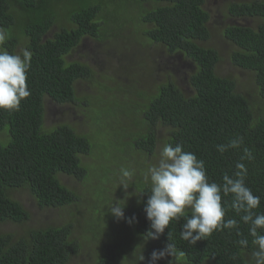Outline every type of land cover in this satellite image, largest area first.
Returning a JSON list of instances; mask_svg holds the SVG:
<instances>
[{"label":"trees","instance_id":"1","mask_svg":"<svg viewBox=\"0 0 264 264\" xmlns=\"http://www.w3.org/2000/svg\"><path fill=\"white\" fill-rule=\"evenodd\" d=\"M203 3L0 0V28L10 34L3 47L12 54H21L23 49L32 53L26 81L31 94L21 101L19 111L0 110V139H5L6 127L9 134L8 142L0 143V225L16 226L8 231L0 228V264H68L81 249L92 259L88 264H137L141 253L145 261L139 264H147L154 249H163L169 243L183 253L172 264H248L252 238L243 222L239 229L249 239L248 248L238 244L243 237L235 228L214 232L191 245L180 238L183 220L171 222L159 239H144L150 227L143 211L148 193L139 191L149 190L142 173L156 156L157 129L161 127L167 133L166 143H182L184 151L194 152L205 161L210 182L222 183L223 174L232 175L243 149H250L255 159L242 161L248 168L246 184L260 197L256 211L264 213V0L231 2L227 8L232 16L255 20L252 25L233 24L223 30V39L232 47L231 63L250 74L244 93L237 90L230 76L217 74L218 50L200 44L210 36L209 12ZM131 28L134 36H126L124 31ZM84 37L105 43L104 53L108 54L132 46L135 38L139 44L158 45L169 54L178 53L194 65L187 77L192 93L186 95L169 72L162 80L151 79L152 64L145 58L140 66L151 71L147 75L150 82L141 90L130 91L123 83L129 75L126 64L108 75L117 86L102 82L107 74L90 65L88 58L94 60L93 56H85V61L72 58ZM81 81L98 91H78L76 85ZM126 87L136 99L118 98L117 91ZM45 95L57 103L74 104L77 112L103 134L104 141L80 134L71 124L46 130ZM97 106L99 113L94 110ZM240 137V148L223 154L216 150V145ZM107 139L109 144L105 143ZM103 143L114 152L126 153L128 169L134 174L124 181L127 189L114 184L107 187L103 178L104 187L90 202V216L85 217L83 211L79 215L76 210V190L62 183L60 175L81 181L90 172L83 158L95 149L99 160L108 156L107 151H101ZM116 174L121 181L118 170ZM19 189L27 190L41 209H60L61 216L73 211L76 217L36 225L30 212L13 196ZM115 200L125 203L123 219L107 211ZM133 216L136 219L129 224L127 220ZM229 218L239 220L232 210L226 213L225 220ZM89 233L94 237H88ZM171 259L165 257L157 264H168Z\"/></svg>","mask_w":264,"mask_h":264},{"label":"clouds","instance_id":"2","mask_svg":"<svg viewBox=\"0 0 264 264\" xmlns=\"http://www.w3.org/2000/svg\"><path fill=\"white\" fill-rule=\"evenodd\" d=\"M10 38L7 30L0 28V110L19 111L21 101L31 93L27 85V74L31 68L32 53L23 49L21 54H12L3 45ZM243 138L231 139L226 144L216 145V150L223 154L228 149H238ZM248 148L243 149V155L235 165L232 175L223 174L222 183L209 181L205 161L198 159L191 151H184L182 143H166L158 152L155 163H150L142 173L143 181L148 185V197L143 206L149 230L144 239H159L169 228L171 222L179 223L183 220L180 238L191 245L207 239L214 232L225 229H236V234L243 237L239 229L240 222L248 226V235L251 239V256L248 264H264V213L257 212L260 207V197L255 195L246 184L248 168L242 161L254 160ZM121 184L125 189L128 184L125 180L133 177L134 170L122 168ZM224 198H230L224 199ZM120 200H115L108 207L117 219L124 218V206ZM232 210L239 220L229 218L225 220L226 213ZM135 216L127 222L132 224ZM170 239V233L168 232ZM242 248L249 247V239L243 237L238 240ZM183 255L178 252L173 243L167 244L163 249H154L147 264H157L165 257L173 259ZM145 261L141 253L137 264Z\"/></svg>","mask_w":264,"mask_h":264},{"label":"rangeland","instance_id":"3","mask_svg":"<svg viewBox=\"0 0 264 264\" xmlns=\"http://www.w3.org/2000/svg\"><path fill=\"white\" fill-rule=\"evenodd\" d=\"M251 0H204V9L209 12L208 28L210 30V36L207 40L200 41V44L213 47L218 50L220 59L216 64V72L221 76H230L236 82V88L238 91L244 93L245 88L248 86V80L250 77L249 72L244 71L236 66H234L230 61V47L229 42H226L223 38V30L228 25H252L255 24V20L248 17H236L232 16L228 12V5L231 2H244ZM126 36H134V29H126L124 31ZM137 37V36H135ZM103 44V43H102ZM106 44L101 43L97 40H91L90 38L84 37L81 43L78 44L77 48L72 54L73 59L82 60L85 59V56H93V59L88 58L90 65L94 67V70L99 72L102 70L101 74L107 76L102 80V82L107 83L108 85L115 86V82L109 81V74H113L114 71L119 69L121 64H126L128 66L127 73L128 77H124L123 83L129 85L130 91L141 90L142 87L149 85L150 78L147 75H150L151 71L144 66H140L142 60L145 58L149 64H152V76L151 79L157 81L162 80L163 74L169 72L174 77L175 82L181 87L182 91L186 95L192 93L190 89L187 77L189 73L193 70V64L187 58L180 56L178 53L175 55L167 53V51L161 46L154 45H142L136 41V38L132 44L126 49L115 50L114 54L104 53ZM108 50V49H107ZM143 54H147L145 57ZM149 59V60H148ZM111 64V65H110ZM140 66V67H139ZM119 71V70H118ZM137 71V72H135ZM120 78V77H119ZM123 79V78H122ZM117 86V85H116ZM153 87V86H149ZM76 89L83 92H92L95 93L97 90H90V85L85 82H77ZM128 88L117 91L118 98H126L129 96V99H136V95H132ZM151 93V92H149ZM44 103V128L46 130L51 129L59 124H71L75 127V130L80 134L90 135L92 139H96L98 142L102 143L104 141L103 134L97 132L95 126L91 123L90 119L79 114L75 108L74 104L70 103H57L49 96L45 95L43 99ZM95 112L99 113V107H94ZM99 116V114H98ZM116 129L113 128V131ZM6 133L5 139H0L1 144H6L9 140L8 128L4 129ZM158 132V148L156 149V156H152L151 161L156 162L158 158L159 147H163L166 144V135L165 128L161 127L157 129ZM105 143L109 144L110 141L107 139ZM103 143L101 151H107L106 159L99 160L97 155V149L89 157L83 158L85 163H88L90 172L86 173V176L81 179V181L72 178L69 175L61 174V182L75 189L76 195L78 197V202L76 205V210L80 213L83 211L85 217L90 216L91 207L93 204L90 202L96 200L101 193L103 186V178L106 179V183L110 187L111 184L114 186L120 185L121 181L116 179L118 176L116 174L117 170L120 173L122 168L128 169L129 164L126 161V153L114 152L111 146H107ZM118 152V153H117ZM105 173V175H104ZM141 175V173H140ZM121 177V173L119 178ZM116 179V180H115ZM120 186H118L119 188ZM124 189V187H122ZM14 198L21 201L25 208L31 214V222L33 221L36 225H46L56 222L61 223L60 219L63 218L66 221L68 216L76 217V213L71 211L70 214L65 212V215L61 216L60 209L56 208H39L36 204V201L30 195L27 190L19 189L13 192ZM62 220V219H61ZM16 226L12 224H2L0 228L3 230H11ZM82 230V229H80ZM91 233L88 234V237L92 236ZM89 241H83V244H88ZM92 260L84 255L82 249L79 254L74 255L68 261V264H88Z\"/></svg>","mask_w":264,"mask_h":264}]
</instances>
